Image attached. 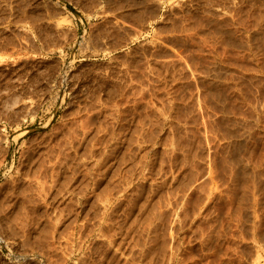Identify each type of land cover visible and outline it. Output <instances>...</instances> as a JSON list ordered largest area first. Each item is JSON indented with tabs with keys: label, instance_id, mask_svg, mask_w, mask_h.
<instances>
[{
	"label": "rangeland",
	"instance_id": "obj_1",
	"mask_svg": "<svg viewBox=\"0 0 264 264\" xmlns=\"http://www.w3.org/2000/svg\"><path fill=\"white\" fill-rule=\"evenodd\" d=\"M263 11L0 0V264H264Z\"/></svg>",
	"mask_w": 264,
	"mask_h": 264
},
{
	"label": "bare ground",
	"instance_id": "obj_2",
	"mask_svg": "<svg viewBox=\"0 0 264 264\" xmlns=\"http://www.w3.org/2000/svg\"><path fill=\"white\" fill-rule=\"evenodd\" d=\"M254 12H255V10H254ZM257 12H258V10H257ZM264 12V11H263ZM96 14V13H95ZM94 14V15H95ZM99 14V13H98ZM90 15H91V13H90ZM93 15V14H92ZM88 17V16H87ZM90 18V17H89ZM83 22V21H82ZM110 28V27H109ZM120 32V31H119ZM113 33V32H112ZM112 33H110V35L112 34ZM109 35V34H108ZM113 35H115V34H113ZM113 35H111V36H113ZM111 36H108V37H111ZM121 39H122V37H121ZM122 41V40H121ZM95 44H96V42H95ZM94 44V45H95ZM117 44V43H116ZM125 44V43H124ZM98 45V44H97ZM119 45H120V43H119ZM123 45V44H122ZM121 45V46H122ZM126 45V44H125ZM117 46H118V44H117ZM119 47V46H118ZM123 47V46H122ZM100 48V47H99ZM104 48V47H103ZM114 48V47H113ZM112 48V49H113ZM119 49V48H118ZM96 50V49H95ZM101 50H103L102 48H101ZM117 50V49H116ZM19 51H22V49L21 50H19ZM18 51V52H19ZM23 52V51H22ZM25 53V52H24ZM94 52L92 51V54H93ZM96 53V52H95ZM35 54V53H34ZM33 54V55H34ZM91 54V55H92ZM2 54H0V59H2L3 57V55L1 56ZM94 55V54H93ZM6 55H4V57H5ZM2 57V58H1ZM7 57V56H6ZM69 239L70 238H65L64 240H63V245H64V249L66 250V249H68V251H67V255H68V257L69 258H71V259H73V261L71 262V264H79V262H80V260H81V256H82V254H83V241L82 240H80V242L78 243V244H74V245H70L69 246V248H68V243H69ZM75 239H79V238H75L74 236L73 237H71V240L72 241H75Z\"/></svg>",
	"mask_w": 264,
	"mask_h": 264
}]
</instances>
